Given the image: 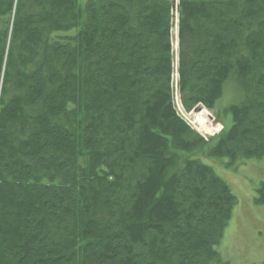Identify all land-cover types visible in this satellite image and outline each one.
Instances as JSON below:
<instances>
[{
  "label": "trees",
  "instance_id": "1",
  "mask_svg": "<svg viewBox=\"0 0 264 264\" xmlns=\"http://www.w3.org/2000/svg\"><path fill=\"white\" fill-rule=\"evenodd\" d=\"M200 158L264 159V0H0V264H228Z\"/></svg>",
  "mask_w": 264,
  "mask_h": 264
},
{
  "label": "rangeland",
  "instance_id": "2",
  "mask_svg": "<svg viewBox=\"0 0 264 264\" xmlns=\"http://www.w3.org/2000/svg\"><path fill=\"white\" fill-rule=\"evenodd\" d=\"M89 0H78L80 7H84ZM177 6L178 0H175ZM224 91L217 102L215 113H219L229 105L238 103L239 98L232 90ZM175 109L180 118L197 134L209 140L216 136L222 126L215 121L214 114L205 109H198L184 113L178 97L175 96ZM205 110L210 115L213 129L203 131L196 117ZM226 121V118H224ZM210 167L216 176L224 180L232 193L236 196L238 204L232 212L228 226L224 230L223 238L216 247L221 260L228 264H263L264 263V206L255 204L256 189L264 181V159H239L232 166L224 158H200Z\"/></svg>",
  "mask_w": 264,
  "mask_h": 264
}]
</instances>
